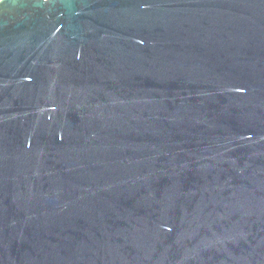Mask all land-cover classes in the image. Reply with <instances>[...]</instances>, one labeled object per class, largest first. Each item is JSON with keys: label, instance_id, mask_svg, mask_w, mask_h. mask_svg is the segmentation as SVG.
<instances>
[{"label": "water", "instance_id": "obj_1", "mask_svg": "<svg viewBox=\"0 0 264 264\" xmlns=\"http://www.w3.org/2000/svg\"><path fill=\"white\" fill-rule=\"evenodd\" d=\"M0 264H264V0H1Z\"/></svg>", "mask_w": 264, "mask_h": 264}, {"label": "bare ground", "instance_id": "obj_2", "mask_svg": "<svg viewBox=\"0 0 264 264\" xmlns=\"http://www.w3.org/2000/svg\"><path fill=\"white\" fill-rule=\"evenodd\" d=\"M1 1V0H0Z\"/></svg>", "mask_w": 264, "mask_h": 264}]
</instances>
